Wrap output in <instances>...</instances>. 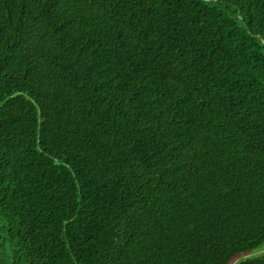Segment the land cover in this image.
<instances>
[{"label":"trees","instance_id":"trees-1","mask_svg":"<svg viewBox=\"0 0 264 264\" xmlns=\"http://www.w3.org/2000/svg\"><path fill=\"white\" fill-rule=\"evenodd\" d=\"M263 243L264 0H0V264Z\"/></svg>","mask_w":264,"mask_h":264},{"label":"rangeland","instance_id":"rangeland-1","mask_svg":"<svg viewBox=\"0 0 264 264\" xmlns=\"http://www.w3.org/2000/svg\"><path fill=\"white\" fill-rule=\"evenodd\" d=\"M262 252H264V243L256 249H252L251 251H247V252L237 254L234 258H232V260L230 261L229 264H235V263L239 262L240 260H243L247 257L253 256V255H256V254H259Z\"/></svg>","mask_w":264,"mask_h":264}]
</instances>
